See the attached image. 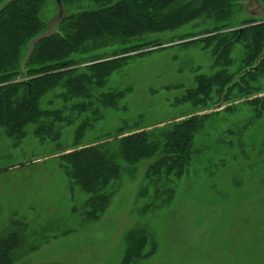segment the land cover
<instances>
[{"label": "rangeland", "instance_id": "obj_1", "mask_svg": "<svg viewBox=\"0 0 264 264\" xmlns=\"http://www.w3.org/2000/svg\"><path fill=\"white\" fill-rule=\"evenodd\" d=\"M243 5L232 29L242 27L239 20L245 15L264 18L260 0H245ZM37 6L38 33L43 24L44 35L55 32L66 10L58 16L50 0ZM208 25L199 20L154 34L162 47L144 48L115 64L100 90L121 91V101L113 108L94 96L85 102L88 111L79 114L73 107L78 100L57 98L62 89L47 93L41 108L62 109V121L52 126L53 133L60 129L56 141L50 134H34L33 125L25 127L18 142L0 130V235L15 226L24 235V248L13 264H123L128 235L138 228L145 233L138 238L146 239L148 254L131 264H264V78L247 84L245 75H232L227 80L232 82L208 86L193 102L189 93L198 80H208L222 66L223 76L254 68L241 64L247 45L236 43L230 51L217 47L204 32ZM21 49L24 55L26 46ZM115 49L112 40H97L71 56L75 62L70 68L85 70L112 59ZM29 76L11 77L9 84H28L33 78ZM0 84L7 83L0 79ZM227 84L236 85L230 90ZM250 85L258 89L254 96L246 95ZM255 97L260 100L253 104L249 100ZM192 116L200 126L191 138L188 168L178 180L173 174L168 180L159 178L169 181L171 196L161 183L150 184L145 178L154 157L131 166L119 156L120 176L105 188L106 208L98 216L85 214L89 196L73 187L60 168V155L106 142L112 152L116 143L107 138L124 122H140L141 129L156 131ZM34 243L39 246L26 252Z\"/></svg>", "mask_w": 264, "mask_h": 264}, {"label": "trees", "instance_id": "obj_2", "mask_svg": "<svg viewBox=\"0 0 264 264\" xmlns=\"http://www.w3.org/2000/svg\"><path fill=\"white\" fill-rule=\"evenodd\" d=\"M80 1L88 5L80 8L78 6L80 4H74ZM63 2L66 7L67 4L73 7L74 11L67 8L69 15L61 16L55 32L45 35L47 26L43 24V30L38 33L40 25H37L38 21L41 23L37 16V5L41 2L33 1V5L24 2L18 6V10L12 7L6 9L0 16V63H4L3 67L0 66V79L7 83L0 84V130L8 139L17 142L23 139L27 125L35 126L34 134L41 138H46L50 134L51 141L58 139L60 129L53 133L52 126L62 121V109L55 111L42 109L40 104L47 93L57 88L62 89L57 98L64 102L74 99L79 101L73 106L79 114L88 111L84 108L85 102H89L94 96L98 103L100 101L105 107L113 108V104L115 107L121 101V97L118 96L121 91H100L114 65L121 64L126 58L137 56V51L144 48L162 47L163 43L152 38V35L179 28L188 22L199 20L209 22L203 30L217 41V47L222 45L230 51L233 45L243 42L245 46L247 45L248 52L241 64L245 68L250 64L254 66L228 76H223L225 68L222 66L219 72L216 71L206 78L202 77L208 80L199 79L195 91L189 93L193 102L196 101L197 93H206V88L212 87L213 84H226L232 75L236 74L237 79L245 75L247 84H255L257 78H264V18L257 20L253 16L245 15L246 18L239 20L242 27L232 29L237 26L234 20L238 11L243 13L242 6L245 0H63ZM260 3L264 6V0H260ZM229 28L232 30L225 32ZM27 39L29 40L26 42ZM97 40L99 44L113 41L116 46L113 58L87 65L85 70L70 68L75 62L71 56ZM23 44L26 51L21 55ZM29 75L33 78L28 84L24 82L9 84L11 77H14L11 79L14 80L17 77H30ZM235 85L227 84V87L231 90ZM239 87L240 90L243 89ZM256 90L258 89H253L250 85L246 95L254 96ZM252 91L254 92L251 93ZM259 100L260 98L255 97L249 101L255 104ZM196 119L192 116L156 131L141 129L140 122H124L116 134L107 138L108 140L112 138L116 143V148L112 152L107 148L109 142H106L60 155V168L73 187L80 188L89 196L85 203L87 210L85 214L91 215L94 212L98 216V213L106 208L105 199L108 198V192L105 188L120 176L117 160L119 156L131 166L144 158L154 157L145 178L150 184L161 183L162 190L165 188L164 193L171 196L172 189L167 186L169 181L166 180L171 174L178 180L188 168L191 138L200 126ZM160 176L166 180L159 182ZM156 194L152 197L153 200ZM90 215L88 217L92 219ZM19 231V227L15 226L6 234L4 231V234L0 235V264H13L17 261V252L24 248V235ZM142 233L145 234L138 228L128 235V247L123 264H131L134 259L148 254L145 247L146 239L138 238ZM38 246L39 244H31L26 252Z\"/></svg>", "mask_w": 264, "mask_h": 264}, {"label": "flooded vegetation", "instance_id": "obj_3", "mask_svg": "<svg viewBox=\"0 0 264 264\" xmlns=\"http://www.w3.org/2000/svg\"><path fill=\"white\" fill-rule=\"evenodd\" d=\"M33 1L35 0H0V16L5 13L6 9L15 7L17 10L19 9L18 6L22 5L24 2H30L31 5H33ZM45 0H38V2H42ZM51 3H53L55 10L57 9H65L67 11L66 5H64L63 0H59L57 2L56 0H50ZM57 7V9H56Z\"/></svg>", "mask_w": 264, "mask_h": 264}, {"label": "water", "instance_id": "obj_4", "mask_svg": "<svg viewBox=\"0 0 264 264\" xmlns=\"http://www.w3.org/2000/svg\"><path fill=\"white\" fill-rule=\"evenodd\" d=\"M56 1L59 2V0H56ZM63 13H65L64 9H63V10L59 9L57 15L60 16V15H62ZM66 13H67V11H66ZM65 15L67 16V15H69V14L67 13V14H64L63 16H65Z\"/></svg>", "mask_w": 264, "mask_h": 264}]
</instances>
